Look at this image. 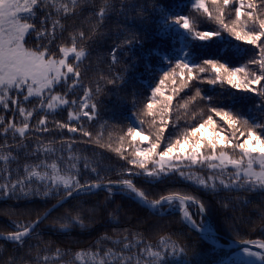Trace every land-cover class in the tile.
<instances>
[{"label": "snow or ice", "instance_id": "obj_1", "mask_svg": "<svg viewBox=\"0 0 264 264\" xmlns=\"http://www.w3.org/2000/svg\"><path fill=\"white\" fill-rule=\"evenodd\" d=\"M130 11L141 19H147L148 13L160 21L158 34H178L184 48L178 57H163L169 67L151 87L142 108H138L137 94H131L133 109L138 111L126 131H109L105 136V121L93 134L85 125L100 119L99 97L108 85L119 89L127 84L128 66L116 71L122 63L120 57L142 41L131 28L119 31V42L109 51L110 74L98 71L95 78H87L91 44L107 35L114 18H123L126 23ZM78 20L80 25L73 27ZM203 23L216 27L202 30ZM224 34L251 46L247 60L238 65L226 56L198 61L190 50L191 41H223ZM193 81L221 87L227 84L253 94L259 98L255 106L258 115L245 118L241 112L213 106V98L202 96L199 88L174 106V99ZM197 98L209 102L208 114L205 116L201 109L196 124H189L187 119L180 124L185 117L196 119L189 105ZM157 106L158 113L154 111ZM64 110L66 121L58 118ZM142 117H152L148 129L143 127ZM65 130L74 135L65 137ZM46 133L52 135L45 138ZM90 144L115 153L127 166L104 165L96 159L98 153L90 157L85 150L74 149L75 145ZM49 156L55 161L49 163ZM205 169L207 174H200ZM113 175L119 178L112 179ZM167 178H179L209 195L225 193L230 199L225 203L221 198L224 208L232 202L250 206L251 196L264 204V0H188L172 7L166 0H151L150 4L139 0H0V198L55 201L34 220H13V230H0V240L23 248L40 235L38 226L54 210L71 201L80 203L66 209L54 224L58 223L62 232L86 229L81 197L103 190L109 197L118 191L153 214L178 211L185 224L198 229L214 249L219 248L212 226L193 218L208 212L207 202L199 195L183 189L153 195L136 182L156 184ZM193 206L195 213L190 211ZM258 220L262 236L244 238L237 232L239 239L233 241L237 247L221 264H264V207ZM101 239L111 240L113 247L101 243L96 251L72 253V264H170L169 255H187L186 247L171 236H161L155 243L141 233L126 232L115 239L105 234ZM6 251L0 244V264H21L16 255L5 257ZM68 255L60 247H38L30 264H69L65 259Z\"/></svg>", "mask_w": 264, "mask_h": 264}, {"label": "trees", "instance_id": "obj_2", "mask_svg": "<svg viewBox=\"0 0 264 264\" xmlns=\"http://www.w3.org/2000/svg\"><path fill=\"white\" fill-rule=\"evenodd\" d=\"M187 2L188 0H166L169 7ZM139 3L150 4L151 0H139ZM149 11H151L150 8ZM145 15L148 18L141 19L135 12L130 11L126 23L123 22V18H114L115 22L110 23L106 29L107 35L99 40L98 43L91 44L92 56L88 61V64L91 65V70L88 71L87 78H95V74L98 71L110 74L108 69V63H110L109 51L119 42L116 39L119 31L131 28L142 41V45H135L131 51H125V54L120 57L122 63L116 68V71L120 72L125 65L128 66L125 76L127 84L121 85L119 89H113L111 85H108L105 94L99 97L100 119L85 125L93 134L100 130V125L105 121L108 122L105 127V136H107L109 131H113L114 134L126 131L127 127L134 123L133 115L138 111V109H133L131 94H137L138 108H142L150 96L151 87L157 83L159 76L169 67L168 63L163 60V57L171 56L175 58L181 55L184 43L181 41L180 36L178 34H158L160 21L148 15V13ZM79 25L80 21L78 20L73 27ZM215 27L216 25L213 23H203L200 25L202 30H211ZM85 30L87 31L86 27ZM224 36L225 39L223 41H191L190 50L198 61L212 57L223 59L226 56L230 63L237 65L243 63L252 54L253 50L251 46L234 41V39L227 37V34H224ZM64 40H68L67 32L64 34ZM245 49L247 52H245ZM154 50L155 54H152ZM222 51L223 56L221 55ZM146 65H150V67L146 68ZM204 75L207 77L209 74L205 73ZM196 88L201 90L202 96H211L213 98L210 102L213 106L223 108L224 110L232 109L233 111L241 112L245 118L258 115L255 112V106L259 98L251 93L231 89L227 84L221 87L219 84L213 86L193 81L191 87L180 92L179 96L174 99V106L177 104V101L195 95ZM208 103L206 100L197 98L194 103L189 105V112L196 113V119L192 120L190 116L185 117L180 120V124H184L185 119L188 120L189 124H196L201 119L199 115L201 109H203L205 116L208 114ZM154 111L158 113L159 106ZM175 115L174 111L173 119H175ZM58 118L66 121L67 110L61 112ZM142 118L145 119L143 127L148 129L152 117ZM156 118L159 119V116L157 115ZM214 119L223 125V122L218 117H214ZM113 125L115 128L112 127ZM172 131V125H169V132ZM144 134H147V132ZM43 135L45 138H48L52 134L46 133ZM56 135L59 136L60 134L56 133ZM63 135L67 137L74 134L67 133L65 130ZM144 147H147V144ZM74 149L77 151L85 150L84 154L90 157L93 153H98L99 156L96 159L102 161L104 165L117 168L127 166L126 162L119 159L115 153L106 151L103 148H97L95 145H75ZM27 159L35 160L36 158L29 157ZM48 161L49 163L54 162L55 157L49 156ZM24 162L25 157L22 155L21 163ZM200 174L206 175L207 170H201ZM111 178L118 179L119 177L113 175ZM136 182L153 195L166 193L168 190L174 189H183L199 195L202 200L207 202V217L210 219L216 232L220 235L215 237L220 247L214 249L208 240L202 239L199 235L190 231L182 223L180 216L173 212L174 209L166 211V213L163 211L157 215L141 207L134 200L123 194L113 193L109 197L107 192L100 191L96 195L81 197V201L83 202L81 215L88 225L86 229L76 227L71 229L70 232H62L59 230V224H54V221L58 217L65 214L66 209L73 208L74 205L80 203L79 201H71L49 215L47 220L37 228V232L40 235L30 239L23 248H14L10 242L0 240V244L7 249L4 252L5 257L16 255L21 258V264H30L32 258L36 255L38 247H46L47 249L60 247L69 253L65 259L69 261V264H72V253L77 251H96L97 245L101 243L106 244L108 247H113L111 240L102 242L101 238L107 234L115 239L117 236H121L127 232L130 235L141 233L153 243L157 242L161 236H171L174 241L179 242V245L185 246L187 255L182 256L179 253L176 256L169 255L168 260L170 264H221V261L231 257L235 250L223 247L227 245V242L221 238V235L235 240L239 239L236 236L237 232L240 234V237L244 238L254 239L262 236L260 231L261 222L258 220V215L264 204H262L257 196L248 197L252 201L250 206L232 202L228 208H224L220 203L221 198L224 199L225 203H228L230 199L225 193H221L220 196L209 195L198 191L191 184L179 178H167L163 183L156 184H144L139 179ZM106 198H108L107 202ZM53 203H55L54 200H45L40 197L30 200L0 198V230L4 232L12 231L13 220L28 222L36 219L37 213L42 215ZM190 211L195 213V206ZM193 218L198 223L201 220L206 222V217L194 215ZM44 242L49 243L45 245ZM29 245H31V249H29ZM48 254L54 256V252L52 251H49ZM75 264H80V262L75 261Z\"/></svg>", "mask_w": 264, "mask_h": 264}, {"label": "water", "instance_id": "obj_3", "mask_svg": "<svg viewBox=\"0 0 264 264\" xmlns=\"http://www.w3.org/2000/svg\"><path fill=\"white\" fill-rule=\"evenodd\" d=\"M101 191H103V190H101ZM114 193H119V194H121V193L118 192V191H115ZM141 207H142V206H141ZM143 208H144V207H143ZM145 209H146V208H145ZM54 211H55V210H54ZM54 211H53V212H54ZM53 212H52V213H53ZM173 212H174V213H177V214L180 216V219H181V221H182V218H181V215L179 214V212L176 211V210H173ZM52 213H51V214H52ZM164 213H166V211H165ZM164 213H162V214H164ZM51 214H50V215H51ZM203 217H206L207 224H210V225L212 226L211 221H210V219L207 217V215H206V216H203ZM182 223H183V224H184V225H185L190 231L196 233L197 235H199V236L201 237V233H200V231H199L198 229L192 228L190 225L185 224L183 221H182ZM212 228H213V230H214L215 237L220 236V235L216 232V230H215V228H214L213 226H212ZM221 238L224 239V240L227 242V245H226V246H223L224 248H226V249H236L237 245L233 243V241H234L235 239H231V238H229V237L222 236V235H221ZM221 247H222V246H221Z\"/></svg>", "mask_w": 264, "mask_h": 264}, {"label": "rangeland", "instance_id": "obj_4", "mask_svg": "<svg viewBox=\"0 0 264 264\" xmlns=\"http://www.w3.org/2000/svg\"><path fill=\"white\" fill-rule=\"evenodd\" d=\"M71 59V58H70Z\"/></svg>", "mask_w": 264, "mask_h": 264}]
</instances>
